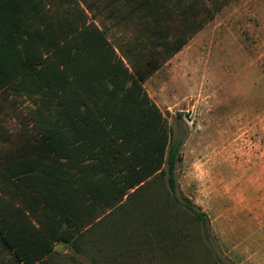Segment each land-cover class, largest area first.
<instances>
[{"label":"trees","instance_id":"16d2710c","mask_svg":"<svg viewBox=\"0 0 264 264\" xmlns=\"http://www.w3.org/2000/svg\"><path fill=\"white\" fill-rule=\"evenodd\" d=\"M68 1L0 0V100L28 105L21 135L0 148V242L23 264H55L56 243L75 245L157 177L177 200L183 142L143 84L159 68L149 45L167 60L189 38H171L166 0L101 6L112 26L139 27L117 46L94 4Z\"/></svg>","mask_w":264,"mask_h":264},{"label":"rangeland","instance_id":"374dc122","mask_svg":"<svg viewBox=\"0 0 264 264\" xmlns=\"http://www.w3.org/2000/svg\"><path fill=\"white\" fill-rule=\"evenodd\" d=\"M86 1L115 46L139 28L104 20L109 0ZM221 1L166 0L171 38L189 39L167 60L157 43L149 45L159 68L143 86L183 142L177 200L166 177L151 180L75 245L60 243L55 264H233L207 211L264 196V0H228L218 10ZM27 106L0 100V148L5 137L21 135ZM189 204L206 214V226Z\"/></svg>","mask_w":264,"mask_h":264},{"label":"crops","instance_id":"0c3cea01","mask_svg":"<svg viewBox=\"0 0 264 264\" xmlns=\"http://www.w3.org/2000/svg\"><path fill=\"white\" fill-rule=\"evenodd\" d=\"M220 245L233 264H264V196L255 204H213L207 211ZM60 243H56L54 256ZM0 264H23L0 242Z\"/></svg>","mask_w":264,"mask_h":264}]
</instances>
